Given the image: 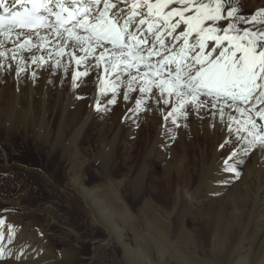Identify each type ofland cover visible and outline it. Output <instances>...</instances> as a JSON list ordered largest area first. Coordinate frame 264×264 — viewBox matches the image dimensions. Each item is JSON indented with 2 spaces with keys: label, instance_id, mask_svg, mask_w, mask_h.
Here are the masks:
<instances>
[{
  "label": "bare ground",
  "instance_id": "obj_1",
  "mask_svg": "<svg viewBox=\"0 0 264 264\" xmlns=\"http://www.w3.org/2000/svg\"><path fill=\"white\" fill-rule=\"evenodd\" d=\"M240 7L241 14L251 16L264 7V1L240 0ZM11 48L13 44L6 42L0 51ZM19 55L23 57L19 61L11 60V52L7 59L0 58L3 65L0 67V136L4 133L5 142L11 141L6 135L8 132L19 130L18 124L25 126L29 133L35 126L56 127L63 134H71L74 147L70 149L71 159L75 163L82 164L83 159V151L77 147L79 140L90 137L104 144V153L98 150L101 156H96L106 161L114 156L113 148L123 124L128 125L124 145L133 195L143 196L146 188H151L152 197L162 202L159 208L146 201L142 203L140 218L131 209L125 210L131 236H134L131 240L135 242L125 253L128 260L139 264H217L216 261L264 264V149L257 147L247 154L240 152L235 131L228 130L227 115L221 122L219 115H211L210 106L209 110L201 109L199 116L189 106L187 118L178 116L179 127H176L171 119H163L171 110V104L165 107L162 102L157 104L156 99L145 96L146 103L137 109L136 100L141 98L138 89L130 92L125 100L126 88L121 85L115 93L116 103H109L114 94L100 91L101 78L106 79L103 66L73 81V75L84 69H77L68 57L61 58L57 67L56 58L48 59L47 52L33 49ZM32 55H44L46 63L33 64ZM17 67L23 69L19 76ZM153 95L158 98L155 89ZM6 123L10 125L4 130ZM221 144L225 146L221 148ZM233 149H237L238 155L234 161H229L228 167L235 164L238 171L242 169L240 180L234 173L225 171L224 161ZM238 161L242 162L236 163ZM101 168L107 176L105 165ZM232 184L239 188L222 194V190L230 189ZM27 188L25 182L11 196L0 194V219L4 216L2 211L9 215L0 225V249L4 250L0 264H95V253L82 256L76 247L78 244L72 247L71 253L52 250L49 230L53 223L58 225L59 218L45 207L38 212L18 210ZM200 195L205 196L203 201L206 202L192 212L197 227L191 234L184 217ZM104 204L92 198L89 206L98 216L97 208ZM171 238L182 242L184 248ZM152 248L157 252L158 261H154ZM206 249L210 259L197 253ZM174 251L179 252L176 259Z\"/></svg>",
  "mask_w": 264,
  "mask_h": 264
},
{
  "label": "snow or ice",
  "instance_id": "obj_2",
  "mask_svg": "<svg viewBox=\"0 0 264 264\" xmlns=\"http://www.w3.org/2000/svg\"><path fill=\"white\" fill-rule=\"evenodd\" d=\"M0 9V48L13 44L0 58L11 52L19 61V53L36 49L58 67L68 57L84 69L73 81L103 66L100 91L114 94L109 103L121 85L125 100L138 89L137 109L145 96L171 104L163 119L176 127L189 106L197 116L210 106L221 122L227 115L240 152L264 149V7L246 16L240 0H0ZM31 62L41 66L46 59L32 55ZM237 155L233 149L224 161L235 178L240 172L228 164Z\"/></svg>",
  "mask_w": 264,
  "mask_h": 264
},
{
  "label": "rangeland",
  "instance_id": "obj_3",
  "mask_svg": "<svg viewBox=\"0 0 264 264\" xmlns=\"http://www.w3.org/2000/svg\"><path fill=\"white\" fill-rule=\"evenodd\" d=\"M1 84L3 85V83ZM9 125L8 123L4 124L3 129H8ZM18 126V131L6 134L11 138L9 143L4 141V133L0 136V194L11 196L14 192L19 191L25 182L28 183L27 191L21 201V208L18 210L29 211L32 209L38 212L48 208L53 214H56L60 222L58 221V225L53 223L49 230L50 237L53 238V251L61 254L71 253L72 247L78 244L76 247L79 248L82 256L88 257L95 253L97 257L95 264H139L128 260L125 256L127 249L135 246L134 240H131L134 236H131L124 214L125 210L131 209L132 213L140 218L143 215L142 203L146 201L148 205L159 208L162 202L152 197L151 188H146L143 196L136 195L134 197L133 195L131 175H129L130 165L125 159L124 141L128 125L123 124L121 135L113 148L114 156L106 161L97 157L101 156L100 152L104 153L102 150L104 144L91 137L79 140L77 147L83 151L81 161L83 165L77 164L72 160L73 158L71 159V150L74 148L71 145V134H63L60 132V128L56 127L47 129L46 126H39L40 128L35 126L29 133L25 126L23 127L21 124ZM68 135L69 137H67ZM104 165L108 171L107 176L103 175L101 168ZM239 172L242 173L241 168H239ZM241 177L240 174L238 180L242 179ZM78 180L79 183L75 184ZM233 185H230V189L222 190V194L239 188L237 185L234 187ZM92 198L105 203L102 208L98 205V216H95L92 207L89 206ZM205 199V196L197 197L184 217L187 230L191 234L196 232L197 227L194 221V210L203 206L206 202L203 201ZM1 215H4L3 220L9 217L6 211H2ZM162 218L166 219L163 216ZM123 224L127 225L123 226ZM171 240L176 241V244L179 243L178 246L184 248L182 242L175 238H171ZM153 248L154 261H158L157 252ZM174 252L173 257L176 259L179 252ZM197 253L202 258L209 257L207 256L208 249L204 252L197 251ZM212 259L213 257H211V261H213ZM216 263L221 264L220 261H216Z\"/></svg>",
  "mask_w": 264,
  "mask_h": 264
}]
</instances>
